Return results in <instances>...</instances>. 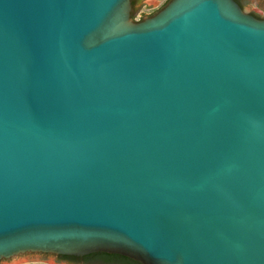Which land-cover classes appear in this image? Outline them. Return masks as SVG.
I'll return each instance as SVG.
<instances>
[{"label":"water","instance_id":"obj_1","mask_svg":"<svg viewBox=\"0 0 264 264\" xmlns=\"http://www.w3.org/2000/svg\"><path fill=\"white\" fill-rule=\"evenodd\" d=\"M160 9L0 0V260L264 264V18Z\"/></svg>","mask_w":264,"mask_h":264},{"label":"rangeland","instance_id":"obj_2","mask_svg":"<svg viewBox=\"0 0 264 264\" xmlns=\"http://www.w3.org/2000/svg\"><path fill=\"white\" fill-rule=\"evenodd\" d=\"M169 0H142L144 5L138 10L137 14L133 18L134 21H139L142 14L150 15L153 12L160 9ZM246 12L250 14H256L261 18H264V0H250L242 7ZM0 264H68L65 261L58 260L54 255L40 254V253H25L20 254L9 259L0 260ZM83 264V263H77ZM89 264H107L99 261H92ZM116 264V263H111Z\"/></svg>","mask_w":264,"mask_h":264},{"label":"trees","instance_id":"obj_3","mask_svg":"<svg viewBox=\"0 0 264 264\" xmlns=\"http://www.w3.org/2000/svg\"><path fill=\"white\" fill-rule=\"evenodd\" d=\"M169 1H167L164 4V6ZM234 1H236V3L240 7H243L244 3H246L245 0H234ZM139 2H140V0H131V5H132V8H133L132 14H131L132 19L134 18L135 14L137 13V10H135L134 7ZM252 15H254L257 18H261L260 16H258L256 14H253L252 13ZM56 257L58 258V260L65 261L68 264H77V263L89 264L92 261H99V262H103V263H107V264H111V263H116V264H140V263H138L136 261H133V260H131L129 258L120 256V255H116V254H105V253H93V254H90V255L83 256V257L60 256V255H58Z\"/></svg>","mask_w":264,"mask_h":264}]
</instances>
